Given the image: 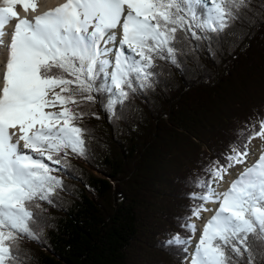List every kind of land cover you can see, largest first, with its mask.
Segmentation results:
<instances>
[{
    "label": "trees",
    "instance_id": "16d2710c",
    "mask_svg": "<svg viewBox=\"0 0 264 264\" xmlns=\"http://www.w3.org/2000/svg\"><path fill=\"white\" fill-rule=\"evenodd\" d=\"M151 4L159 33L140 40L119 89L100 56L39 64L61 82L77 134L37 169L23 218L0 214L4 264H133L136 243L137 264H185L215 176L261 132L264 0H222L223 18L211 21L204 0ZM256 195L244 205L253 228L215 237L221 264H264ZM257 205L264 211V199Z\"/></svg>",
    "mask_w": 264,
    "mask_h": 264
},
{
    "label": "bare ground",
    "instance_id": "6f19581e",
    "mask_svg": "<svg viewBox=\"0 0 264 264\" xmlns=\"http://www.w3.org/2000/svg\"><path fill=\"white\" fill-rule=\"evenodd\" d=\"M38 2L39 5L28 6L27 0H0V139L9 157L8 165L14 172L11 181L16 183L13 187L0 184V210L3 211H9L10 207L17 209L16 198L28 186L37 167L45 164L43 151L54 147L56 141L66 135L59 126L62 122L59 112L43 111L38 97L34 99L36 108L31 109L26 103L27 97L40 90L33 85L26 67L36 59L35 50L60 48L73 28L79 31L81 19L89 20L90 43H93L89 47L98 54L104 53L108 59L111 57L105 65L108 62L109 79L112 76L111 81L118 86L123 70L129 66L127 55L135 42L141 35L155 30L146 0ZM208 2L213 15L221 12L218 0ZM18 3L21 6L16 9ZM49 104L51 110H57L52 101ZM245 163L218 180L206 197L204 217L197 220L196 235L191 240L185 264H221L213 247L216 234L235 223L247 225L245 214L240 213L239 208L253 187L259 186V191L264 192V146L255 149ZM258 195L255 206L258 200L264 199ZM258 210H255L257 215L261 212ZM248 222L252 226L242 231L253 228V221ZM1 252L0 248V262Z\"/></svg>",
    "mask_w": 264,
    "mask_h": 264
},
{
    "label": "rangeland",
    "instance_id": "374dc122",
    "mask_svg": "<svg viewBox=\"0 0 264 264\" xmlns=\"http://www.w3.org/2000/svg\"><path fill=\"white\" fill-rule=\"evenodd\" d=\"M38 1L39 0H27V2H28L27 4H28V6H30V5L33 6V5H36V4L39 5ZM146 1L150 5L151 14H152L151 15V20L154 22V19H153L154 7L151 4V0H146ZM204 1H206V3H207L208 16L210 18V21L213 20V19L214 20H220V19L223 18L224 10H223V8L221 6H220L221 7V12L219 11L217 15H215V14L213 15L211 13V11H210L211 10L210 9V5H209L210 3L208 2V0H204ZM221 1L222 0H218L219 5L221 4ZM20 6H21V3H18L17 6H16V9L18 7H20ZM79 26H80L79 27V33L76 32L77 28H73V30L69 33L70 36H68V38H66L65 41H64L65 42L64 49H61V50H64L65 52H68V53H76V54H79V55H82V56H85L86 54H90V55H93V56H100L106 62V60L108 58L103 55L104 53L97 54L96 52L92 51L93 49L91 47H89V46H91L90 44H93V43H90L91 42V39H90L91 36L90 35L92 33H91V24H90L89 20H85V19L82 20L81 19V22H80ZM154 27H155V30H153L152 33L141 35V37L135 42V46H134L132 52L128 53V55H127L128 59H129V66L135 67V65H137L140 62V57H141V52H139L140 40L146 39L148 35L158 34L159 33V30L157 29L155 22H154ZM51 50H53V49H51ZM57 50H59V49H55L53 51H50L49 49H45L43 51L42 50H35V56H36V59L34 60L35 62L33 61L31 63H28L27 66H26L27 70H28V74L31 76V79L33 81V85L35 87H37L38 89H40L39 92L36 93V95H34L35 93L34 94L32 93L31 96L27 97L26 103H27V105H29V108H31V109L36 108L35 107V103H34L35 97H38L40 100L41 99H45V101L43 103V106L41 107L43 109V111H47L48 110V111L59 112L58 114L60 115V119L62 121H64V124L61 126V129H62L61 132H64L66 135L63 136L62 139L57 140L55 146L53 145L54 147H49L47 150L43 151L44 152L43 153L44 154V158L43 159L45 160V164L42 167L43 169H41V171H43V172L47 171V168L49 166H52V165L55 164L54 162L52 163V161L49 160V158H50L49 156L51 154L50 152L59 151V150H62V149L66 150L65 148H68L67 146H69L67 144L68 140L74 139L76 134H77V132H76L77 130H75L72 127V123L67 118V115L64 112V108L63 107L65 105H64L63 101L60 99L59 94H58L61 91V86H59V85H61V82L59 80H57V79H54V78H43L42 76H40L39 71H38V66H39L40 63L45 62L49 57H58L60 55V54H58ZM110 59H111V57H109L108 62L110 61ZM108 62H107V66L105 65L106 69L108 68ZM129 66L125 67V69L123 70V73H124V71H127L129 69ZM45 79H47V80H45ZM111 80H112V76H111L110 82L114 85V87L116 89H119L120 83L117 86ZM43 91H45V92H43ZM50 101H52V105L53 106L54 105L57 106V108H56L57 110H51L52 106H50V104H49ZM42 109H41V111H42ZM247 146H248L247 151L244 154L239 155L237 160L234 162V164L232 166H230L227 169H224L223 171H221V173L219 175L215 176L214 183L212 185V190L215 187L216 182L218 180L226 178V176L230 172L234 171L236 168L242 166L243 164H246L245 162H246L247 159L250 158L252 152L255 149H260L262 146H264V122H263V127L261 129V132L259 134H257L256 136H254L250 140V142L248 143ZM7 160H9V157H8L7 152H6V148H5V146L3 145V142L0 139V184L4 185L6 183L5 184L6 186L13 187L14 185H16L15 182L11 181V178H14V172L10 169ZM37 169L34 171L33 178H31L28 186L24 187L23 190L20 192L21 194H19V196H18L19 198L17 199V203H16V206H15L17 209H14L13 207H10L9 211L0 210V214L2 216L11 217L14 221L17 218H19V219L23 218V211H24L23 203H24V200H25L26 191H27V189L29 188V186L32 183L33 184L34 183H38L39 177H43V174H44V173L40 174V176H39V173L36 174ZM253 188L258 189L257 190V195L259 193V195H258L259 197H263L264 196V192L259 191V186H255ZM252 189H250V191ZM248 197H249V195H247V197L244 200L242 206H240V208H239L240 209L239 212L242 213V214L244 213V205H245ZM251 203L253 205V210H252L251 214L253 215L254 220H256V222H258V223L262 222V220H263V212H262L263 209L259 208V207H256L254 205L256 203L255 201L253 202V200H252ZM203 208H204V206H203ZM203 208L200 209L199 212L196 213L192 217V222H193L192 225L194 226L195 235H196L195 226H196L197 220H202L203 217H204V215L202 214ZM257 208L260 209L257 212L261 211V212H259L260 213L259 215H257V213L255 211ZM246 221H247V225H245V226H243V225H241L239 223H235L234 225H232V226H230L228 228H230V229H232V228L240 229L241 231L245 230V229H249L252 226V223L248 222V221H250L249 219H246ZM220 234H221V232L219 233V235ZM219 235L216 234L215 237H217ZM135 246H136V248H135V252H134V263L133 264H137V243L135 244ZM0 248H1V251H2L1 252L2 259H1L0 264H4L3 262L7 258V251L1 245H0ZM217 253L220 256V259H221L220 261L222 263L221 254L218 251H217Z\"/></svg>",
    "mask_w": 264,
    "mask_h": 264
},
{
    "label": "built area",
    "instance_id": "2783aa9c",
    "mask_svg": "<svg viewBox=\"0 0 264 264\" xmlns=\"http://www.w3.org/2000/svg\"><path fill=\"white\" fill-rule=\"evenodd\" d=\"M45 99H41V102L39 104H42L44 103Z\"/></svg>",
    "mask_w": 264,
    "mask_h": 264
},
{
    "label": "water",
    "instance_id": "95a60500",
    "mask_svg": "<svg viewBox=\"0 0 264 264\" xmlns=\"http://www.w3.org/2000/svg\"><path fill=\"white\" fill-rule=\"evenodd\" d=\"M190 250V248H188ZM186 261V260H185Z\"/></svg>",
    "mask_w": 264,
    "mask_h": 264
}]
</instances>
